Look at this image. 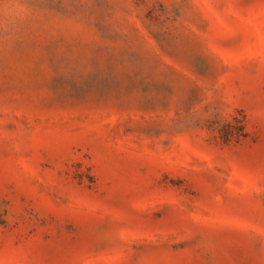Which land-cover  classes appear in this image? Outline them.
I'll return each mask as SVG.
<instances>
[{"label": "rangeland", "instance_id": "1", "mask_svg": "<svg viewBox=\"0 0 264 264\" xmlns=\"http://www.w3.org/2000/svg\"><path fill=\"white\" fill-rule=\"evenodd\" d=\"M0 264H264V0H0Z\"/></svg>", "mask_w": 264, "mask_h": 264}]
</instances>
